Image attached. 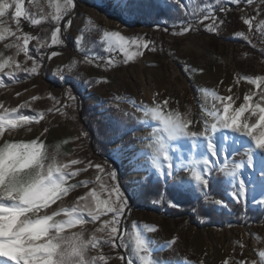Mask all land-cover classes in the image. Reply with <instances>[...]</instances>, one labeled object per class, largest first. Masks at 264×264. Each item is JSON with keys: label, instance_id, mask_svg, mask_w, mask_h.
Wrapping results in <instances>:
<instances>
[{"label": "rangeland", "instance_id": "obj_1", "mask_svg": "<svg viewBox=\"0 0 264 264\" xmlns=\"http://www.w3.org/2000/svg\"><path fill=\"white\" fill-rule=\"evenodd\" d=\"M56 3L63 4V0H34L31 3L25 0L24 7L35 18L45 16L40 25H31L32 32L29 27H25V24H29L23 23V32L34 37L29 41L30 51L36 55L39 39L40 43L45 45L41 49L45 59L41 74L28 76L23 71H14L17 80L0 74V103L11 109L29 101L31 108H18L19 113L44 114L39 123L21 124L19 130L6 132L9 140H30L47 127L49 132L43 139L51 151H56L59 145L58 159L65 163L72 158L84 161L90 159L94 163L102 164L108 171L113 169L117 171L119 184L130 204V211L127 212L125 220L126 248L89 249V254H105L108 259L100 264H121L117 253L129 251L136 264H143L135 251L136 237L140 236L148 248L146 253L141 252L140 255H146L149 264H154L161 258L172 261V264H186L188 261L199 264L201 259L206 260L207 264H220L221 260L228 257L259 260L258 253L264 251V206H257L253 199L264 195V192L257 184L249 200L240 203L248 209L247 212L250 210L258 212L256 218L246 214L240 221L226 219L218 225L206 219L201 222L194 210L208 205L199 198L190 172L184 169L193 160H199L205 149L198 147L193 151L188 140L169 142L173 144V163L179 165V168L174 169L175 180L169 178L168 189L175 193L173 199L180 205L177 209L182 210L184 214L177 217L161 216L153 211L152 207L132 206V200L136 197L137 182H140L146 173L155 172L151 165L149 144L162 134V126L152 121L150 115L146 116L142 111L137 112L133 108V102L150 105L154 97L167 98L170 101V109H165V114L169 110H179L182 115L193 120L194 124L190 126L192 130H202V124L196 121L201 116L210 119L207 112L218 104L211 95L212 92L217 95H228L227 89L231 87L234 98L238 97L233 108L238 107L243 103L244 93L249 89L254 91L258 89L249 85L246 80H240L239 84L234 83L237 76L264 75V55L259 51L264 47L261 43L264 37L261 36L258 27L249 30L240 19L241 15L254 14L256 5L249 7L242 4L240 8H243V13L234 5L229 6L231 11L226 16L217 12L226 20L219 33H207L201 28L203 34L192 32L186 36L173 37L170 34L172 21L199 17L210 6H215L216 0H183L185 5L183 8L178 4L159 0L157 6L151 9L132 6L128 10L123 9L117 0H78V6L72 13L71 30L66 34H58L61 43L52 45L51 31L54 27L49 21L51 15L55 13ZM160 6L162 10L158 12ZM5 19L10 20L8 17ZM164 20H168L169 24L165 25ZM156 24H160L159 29L155 27ZM254 24H258V20ZM9 26L14 28V22H10ZM166 26L169 27V32L164 31ZM104 31H119L125 37L135 35L146 37L155 41V50H138L135 45H131L125 53L118 47L107 44L103 38ZM237 31L251 36L257 47L252 48L244 37H236ZM75 37H79V45L73 43ZM13 42L14 38L7 36L0 40V53L5 57L14 56L23 66L31 67L32 62L26 61L22 52L17 54L15 48L4 47L5 43ZM20 43L22 44V41ZM51 51H57L58 55L49 61L46 57ZM243 53L248 55L244 56ZM110 58L114 63L110 67H104ZM37 59L39 60V56ZM98 63L100 66H97ZM185 65L204 68L205 71L189 73ZM57 66L68 77L66 81H61L53 75V70ZM105 77L111 79L110 84L103 82ZM220 81H223V84H220ZM68 88H72L74 95L78 97V108L72 107L64 95ZM17 92L20 93L19 96L16 95ZM49 94L57 97L61 104L66 106L59 112H49L48 109L54 107ZM33 95L39 99L32 101ZM254 99L258 100V97ZM125 111L131 114V119L124 116ZM244 117H249V123H254L256 119L249 112H245L241 119ZM7 118L16 119L17 116L9 113ZM118 125L130 130L114 135V128ZM81 130L88 131L89 137L80 136ZM78 136L79 139H74ZM217 137L218 143L224 148L221 160H227L230 171L234 167L233 162L241 164V167L236 169L237 174L247 179L252 172V169L247 167L245 154L250 138L231 133L227 141L219 136V133ZM133 149L135 155L129 156ZM225 153L228 155L225 156ZM262 157L264 153L257 150L255 159L259 161ZM167 163L162 161L165 170ZM75 167L82 165L73 166ZM197 167H202V164ZM220 174L223 178V187L219 192H223L226 199L231 202L227 195V180L223 173ZM100 175L104 176L103 173ZM96 176L95 169L89 168L68 181L74 183L82 180L90 183L87 184V188L81 186L75 189L63 199L62 205L71 207L76 196L83 195L89 189L95 190L100 200L106 199L107 189L104 186L106 181L103 179L97 181ZM181 180L184 183L180 191L185 193L184 195L172 190L173 184ZM165 203L167 204L166 200ZM209 205L216 207L217 211H225L231 215L229 209ZM149 226H155L157 231H149ZM79 227L77 226V229ZM92 228L91 224L84 225V230L89 233ZM173 235L179 237L177 244L164 248L165 242ZM238 240L244 242L243 249L236 244Z\"/></svg>", "mask_w": 264, "mask_h": 264}, {"label": "snow or ice", "instance_id": "obj_2", "mask_svg": "<svg viewBox=\"0 0 264 264\" xmlns=\"http://www.w3.org/2000/svg\"><path fill=\"white\" fill-rule=\"evenodd\" d=\"M29 2H34V0H29ZM117 2L125 10L132 6L151 9L157 6L159 0H117ZM166 2L178 4L181 8L185 7L183 0H166ZM242 4L249 7L256 5L254 14L241 15L240 19L249 30L258 27L261 36L264 37V0H216L215 6H210L199 17L172 21L170 34L173 37L186 36L192 32L203 34L201 28L207 33H219L221 26L226 24V20L221 18L217 12L226 16L231 11L230 5L240 8ZM24 5L25 0H0V40H4L6 36L14 38L13 43H5L4 47L6 49L15 48L17 54L22 52L24 59L32 62L31 67L23 66L16 61L14 56L5 57L3 53H0V74L13 80H17L14 71H23L28 76L41 74L45 59V55L41 52L45 45L37 39L36 55H33L29 48V41L34 37L23 32V23L40 25L45 16L41 15L40 19L35 18ZM77 6L78 0H63V4H55V13L51 15L49 21V24L54 27V30L51 31L52 45L61 43L58 34H66L71 30L72 13ZM240 11L243 13V8H240ZM6 17L10 20H6ZM257 20L258 24H254ZM10 22H14V28L9 26ZM164 24L168 25L169 21L164 20ZM155 27L159 29L160 24H156ZM169 30L168 26L164 28L165 32H169ZM235 36L244 37L252 48L257 47L252 37L246 36L244 32L237 31ZM103 38L107 44L118 47L125 53L131 45H135L138 50H155L154 40L139 35L125 37L119 31H104ZM73 43L79 45V37H75ZM261 43L264 44V39ZM259 51L264 55V47H261ZM57 55V51H51L46 58L51 61ZM242 55L247 56L248 53ZM37 56H39V60ZM127 58L131 59V57ZM89 62L91 63V61ZM113 63L114 60L110 58L103 66L107 68ZM97 66H100L99 63ZM185 67L189 73L193 74L205 71L204 68L190 65H185ZM53 75L61 81L68 79L59 66L53 70ZM240 80H246L258 91L249 89L243 95V103L236 108H233V105L236 104L238 97L234 98L231 87L227 89L228 95H217L212 92L211 95L218 101V104H215L213 109L207 112L210 119L201 116L196 121V123L202 124V130H192L190 126L194 124L193 120L182 115L179 110H169L165 114L164 110L170 109V101L167 98L154 97L150 105L133 102V108L137 112L142 111L146 116L150 115L152 121L158 122L162 126V134L149 144L151 165L155 172L153 174L146 173L143 183L137 182L148 195L153 197L154 203L159 204L166 200L167 205L171 208L180 206L168 195V180L169 178L175 180L176 171L174 169L178 170L179 168V165L173 163V144L169 143L170 141L175 143L188 140L193 151L198 147L205 149V153L199 160H193L184 169L190 172L191 178L195 182V192L199 194V198L205 202V205L211 204L224 209L230 207L228 200L213 199L212 197L213 188L219 191L223 187L217 183L219 179L213 176L214 171L217 170L223 173L227 180V195L232 203L240 204L248 201L257 184L264 192V157L259 161L255 159L257 150L259 153H264V103H262L264 102V75H238L234 83L239 84ZM103 82L110 84L111 79L105 77ZM220 84H223V81H220ZM16 95L19 96L20 93L17 92ZM64 95L71 102L72 107L78 108V97L74 95L72 88L66 89ZM254 97H258V100ZM49 98L54 102V107L49 108V112H59L62 107L66 106L62 105L54 95L49 94ZM37 99L39 97L36 95L31 97L32 101ZM18 108L28 109L31 108V104L29 101H25L17 107L8 109L0 103V264H100V262H106L108 258L105 254L90 255L89 249L99 250L108 247L111 250H117L126 248L124 231L127 227L125 220L127 212L130 211V204L119 184L117 171L114 169L108 171L102 164L94 163L90 159L84 161L72 158L66 163L58 159L60 156L59 145H57L56 151H51L43 139L49 132L47 127L30 140H9L6 132L10 133L14 129L19 130L21 124L39 123L44 118L43 113L21 114L18 112ZM245 112L256 117L254 123L248 122L249 117L241 119ZM9 113L16 114L17 118H7ZM124 116L131 119V114L126 111ZM129 130L118 125L114 128L113 134H121ZM217 133L225 141L229 139V133L250 138L248 151L245 154L247 155V167L251 168L252 172L247 179L237 174L236 169L240 168L241 164L233 162L234 167L230 171L227 160H221L224 148L222 144L218 143ZM89 135L88 131L81 130L80 132L82 137L88 138ZM80 136L74 139H79ZM63 142L67 143V141ZM128 155H135V149ZM227 155L228 153H225V156ZM162 161L168 162L166 170ZM201 164L202 167H197ZM77 165H82V167L73 168ZM89 168L95 169L97 181L102 179L106 181L104 186L107 189V198L100 200L97 192L89 189L83 195H77L71 207L63 206L62 201L65 197L81 186L87 188V184L90 183L82 180L74 183L68 181ZM102 173L103 177L100 175ZM161 181L164 183L165 189L157 199L155 193L151 192V188L155 183ZM183 183V180L174 183L172 190L184 195L185 193L180 191ZM253 203L257 206H264V195L253 199ZM205 209L207 211L194 210L201 222L211 212L217 210L216 207ZM87 224L93 225L90 233L84 230V225ZM77 226L80 227L77 229ZM72 229L77 230L72 231ZM149 231H157V228L149 226ZM178 240L179 237L173 235L163 247L170 248L176 245ZM236 244L240 249L245 247L243 241L238 240ZM135 251L143 264H149L148 257L140 255L141 252L148 251L145 241L140 236L136 237ZM117 255L121 264H136L129 251L117 253ZM258 256L259 260L228 257L221 260L220 264H264V251H260ZM154 264H172V261H165L161 258ZM186 264H194V262L188 261ZM199 264H207V261L201 259Z\"/></svg>", "mask_w": 264, "mask_h": 264}, {"label": "trees", "instance_id": "obj_3", "mask_svg": "<svg viewBox=\"0 0 264 264\" xmlns=\"http://www.w3.org/2000/svg\"><path fill=\"white\" fill-rule=\"evenodd\" d=\"M161 10H162V7L160 6L158 12H160ZM25 27L26 28L29 27L30 31H31V29H33V26H31V25L25 24ZM213 176L215 178L219 179L217 181V183H219L223 186V178H222L221 174L218 173V170L214 171ZM140 183H143V178L140 181ZM164 189H165V185L161 181V182L155 183L152 186L151 192L155 193V198L158 199L159 196L164 193ZM136 191H137L136 197H135L136 200H135V198L132 200V206L135 205L136 207H145V208H151L152 207L153 211H155L156 213H158L161 216L177 217V216L184 214V212L182 210H178L177 208H169L167 206V204L165 203V201H163L162 203H159V204L154 203L153 197L148 195L144 191V189L139 186V184H138ZM168 195L171 198L175 197V193L169 189H168ZM212 197L227 200L226 197L224 196V193L219 192L215 188L212 189ZM135 203H137V204H135ZM229 203H230V207L228 209L230 210L231 215H228L227 212H225V211H217L216 210L214 212H211L210 215L206 218V220L210 223H213L214 225H218V224H221L222 221L224 222L226 219H231L233 221H240L242 216H244L246 214H248L249 217H253V218H256V216L259 215V213L255 212V211L250 210L249 212H247L248 209L244 208L242 206V204H235V203H232L230 201H229ZM212 207L213 206L208 205L205 208H212ZM185 208H187V210L189 209V207H185ZM205 208H200L201 212L207 211V209H205Z\"/></svg>", "mask_w": 264, "mask_h": 264}]
</instances>
